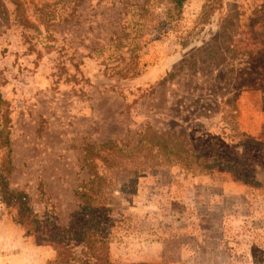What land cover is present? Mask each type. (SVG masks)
Wrapping results in <instances>:
<instances>
[{"label":"rangeland","instance_id":"374dc122","mask_svg":"<svg viewBox=\"0 0 264 264\" xmlns=\"http://www.w3.org/2000/svg\"><path fill=\"white\" fill-rule=\"evenodd\" d=\"M0 94L9 188L76 252L86 193L113 264H264V0H0ZM55 258L0 200V264Z\"/></svg>","mask_w":264,"mask_h":264},{"label":"trees","instance_id":"16d2710c","mask_svg":"<svg viewBox=\"0 0 264 264\" xmlns=\"http://www.w3.org/2000/svg\"><path fill=\"white\" fill-rule=\"evenodd\" d=\"M188 1L170 0L172 10L180 13ZM135 74L138 73L136 72L133 75ZM4 103L0 94V149L4 153L0 162L1 202L4 206L13 208L16 222L29 236L34 238L37 244H46L52 247L56 253V258L51 264H113L109 258L108 222L98 215L96 208L89 203L88 200L91 198L86 193L78 194L80 199H84L82 210L86 215V220L78 227L81 249L76 252L69 241L60 233L54 220L49 217H45L43 220L32 218V210L27 196L10 190L9 178L13 171V164L9 141V119L6 109H4ZM108 145H102V147ZM164 150L165 156L161 160L157 159L158 156H154L157 165H175L179 163L185 169L190 170L193 175L211 174L213 169L219 165L215 162L207 163L192 153L188 155L186 151L176 154L177 152L174 153L168 148H164ZM229 169L234 171L231 168Z\"/></svg>","mask_w":264,"mask_h":264}]
</instances>
